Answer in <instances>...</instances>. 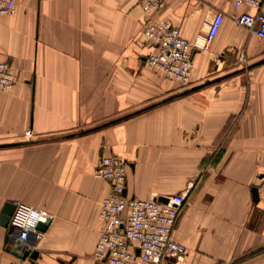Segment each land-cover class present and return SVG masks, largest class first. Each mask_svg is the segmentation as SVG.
<instances>
[{
	"label": "crops",
	"instance_id": "0c3cea01",
	"mask_svg": "<svg viewBox=\"0 0 264 264\" xmlns=\"http://www.w3.org/2000/svg\"><path fill=\"white\" fill-rule=\"evenodd\" d=\"M138 1L15 0L0 15L17 77L0 88V212L18 201L46 219L34 257L13 254L0 225V264H105L92 257L101 153L127 162L128 196H185L173 236L186 251L161 264H264V38L232 0H164L157 16L190 41L223 13L181 85L144 62Z\"/></svg>",
	"mask_w": 264,
	"mask_h": 264
},
{
	"label": "built area",
	"instance_id": "2783aa9c",
	"mask_svg": "<svg viewBox=\"0 0 264 264\" xmlns=\"http://www.w3.org/2000/svg\"><path fill=\"white\" fill-rule=\"evenodd\" d=\"M164 0H139L145 13L142 29L143 42L148 47L144 62L160 70L165 76L186 85L193 68V54L206 49L215 38L223 13L216 11L208 28L197 40L190 41L180 35L167 19L157 16ZM264 0H232L241 9L235 20L250 33L264 38ZM15 0H0V15L11 14ZM16 82L11 65L0 59V88H10ZM29 133V131H28ZM94 175L109 183L98 213L101 231L92 257L105 264H161L164 258L184 254L186 247L177 241L174 229L186 204L182 193H174L161 202L157 197L145 199L126 193L127 162L114 153H101L95 162ZM6 245H17L21 251L34 247L28 238L43 236L38 224L45 218L40 210L25 211L13 202ZM17 231V233H16Z\"/></svg>",
	"mask_w": 264,
	"mask_h": 264
},
{
	"label": "water",
	"instance_id": "95a60500",
	"mask_svg": "<svg viewBox=\"0 0 264 264\" xmlns=\"http://www.w3.org/2000/svg\"><path fill=\"white\" fill-rule=\"evenodd\" d=\"M253 194L256 196V189H253ZM158 200L161 202H167L166 197H158ZM15 209V206L12 202H5L2 206L1 212H0V225L7 227L10 221V217ZM38 229L44 231L46 229V219L43 217L42 221L38 224ZM7 239V236H6ZM5 239V240H6ZM11 252L17 256L26 257V256H35V252H30L29 250L21 251L18 246L15 244L10 248Z\"/></svg>",
	"mask_w": 264,
	"mask_h": 264
},
{
	"label": "rangeland",
	"instance_id": "374dc122",
	"mask_svg": "<svg viewBox=\"0 0 264 264\" xmlns=\"http://www.w3.org/2000/svg\"><path fill=\"white\" fill-rule=\"evenodd\" d=\"M16 81H17V77H16ZM15 83H16V82H15ZM15 83H13V85H14ZM13 85H12V86H13ZM12 86H11V87H12ZM11 87H10V88H11ZM7 89H8V88H7Z\"/></svg>",
	"mask_w": 264,
	"mask_h": 264
}]
</instances>
